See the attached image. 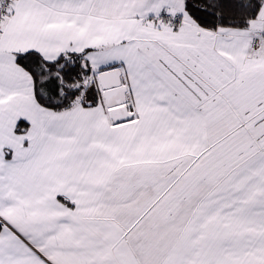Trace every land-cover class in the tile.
Masks as SVG:
<instances>
[{
  "label": "snow or ice",
  "instance_id": "snow-or-ice-1",
  "mask_svg": "<svg viewBox=\"0 0 264 264\" xmlns=\"http://www.w3.org/2000/svg\"><path fill=\"white\" fill-rule=\"evenodd\" d=\"M0 264H264V0H0Z\"/></svg>",
  "mask_w": 264,
  "mask_h": 264
}]
</instances>
